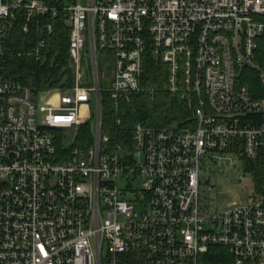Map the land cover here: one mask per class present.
I'll use <instances>...</instances> for the list:
<instances>
[{"label":"built area","instance_id":"1","mask_svg":"<svg viewBox=\"0 0 264 264\" xmlns=\"http://www.w3.org/2000/svg\"><path fill=\"white\" fill-rule=\"evenodd\" d=\"M64 22L71 80L14 78L9 60L46 63ZM19 28L26 50L10 45ZM263 36L264 0H0V264H264ZM150 61L192 114L139 120L126 145L105 112L118 128L135 96L155 97ZM89 122L92 144L63 153L60 131ZM234 157L248 200L207 211L201 171Z\"/></svg>","mask_w":264,"mask_h":264},{"label":"trees","instance_id":"2","mask_svg":"<svg viewBox=\"0 0 264 264\" xmlns=\"http://www.w3.org/2000/svg\"><path fill=\"white\" fill-rule=\"evenodd\" d=\"M57 35L53 39L52 57L44 63L39 64L33 59L27 57L13 56L9 60L10 74L24 83L33 85L36 89L56 88L63 85V79L70 75L69 68V27L60 23ZM30 36L25 34L21 28L15 31L11 38L10 45L16 49H28L32 41ZM260 59L264 62V36L261 39ZM147 81L157 86L158 90L154 98L143 94L135 96L133 105L127 107L121 112L123 116V125L116 127L115 115L111 109L109 113L106 130L117 136V139L124 144L130 142L135 124L141 120L147 124L162 125L172 121H183L192 114V110L186 107L179 98L168 95L164 89L165 71L159 62L150 61L147 67ZM251 87L259 85L257 77L247 80ZM125 106V105H124ZM93 142L91 123H86L79 128V131L70 147L60 136L59 147L63 153H68L75 147H87ZM259 181H262L261 175H257ZM210 264H231V258L227 254L217 253L210 256Z\"/></svg>","mask_w":264,"mask_h":264},{"label":"rangeland","instance_id":"3","mask_svg":"<svg viewBox=\"0 0 264 264\" xmlns=\"http://www.w3.org/2000/svg\"><path fill=\"white\" fill-rule=\"evenodd\" d=\"M48 97V94L42 96L39 93L38 101H45ZM83 112L89 114L91 120H95V111L90 108L88 102L83 103ZM108 119L109 113L106 111L104 116L105 131H107ZM60 132L63 141L67 144L72 143L76 137L75 128L62 129ZM232 164L234 165L232 166ZM201 174L203 178L202 202L206 205L207 211L224 210L231 204L244 203L248 200L252 176L243 169L240 158L234 157L229 162L223 161L218 168L214 169V172H210L208 168L204 167ZM209 185L213 186L212 191L209 190Z\"/></svg>","mask_w":264,"mask_h":264}]
</instances>
